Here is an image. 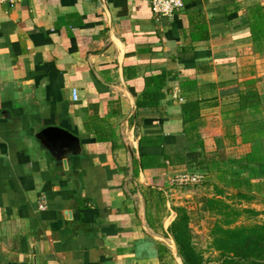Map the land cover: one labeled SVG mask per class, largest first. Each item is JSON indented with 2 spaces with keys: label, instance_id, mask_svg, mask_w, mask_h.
Listing matches in <instances>:
<instances>
[{
  "label": "crops",
  "instance_id": "obj_1",
  "mask_svg": "<svg viewBox=\"0 0 264 264\" xmlns=\"http://www.w3.org/2000/svg\"><path fill=\"white\" fill-rule=\"evenodd\" d=\"M183 2L171 18L149 0L0 5V264H183L173 207L213 193L172 177L215 181L203 154L241 159L264 138L242 129L264 122V41L250 31L264 0ZM159 74L158 110L137 111ZM251 78L261 104L241 108L238 83ZM196 100L199 117L184 123L182 104ZM141 152L160 158L142 168Z\"/></svg>",
  "mask_w": 264,
  "mask_h": 264
},
{
  "label": "trees",
  "instance_id": "obj_2",
  "mask_svg": "<svg viewBox=\"0 0 264 264\" xmlns=\"http://www.w3.org/2000/svg\"><path fill=\"white\" fill-rule=\"evenodd\" d=\"M250 31L254 41H264V11L259 5L254 6L251 12ZM257 79L251 78L238 83L239 106L241 108H254L261 104V96L256 88ZM195 87L194 81H185L182 86ZM164 87V75L159 74L147 78V89L137 101V111H157L163 98L160 89ZM184 123H193L200 115V101H188L182 104ZM246 135L253 137L264 135V122L254 120L242 126ZM229 130L227 129V133ZM142 144V142H140ZM203 148V143L200 142ZM164 157H169L163 155ZM160 156L140 153V165L145 168L154 165ZM150 160V161H149ZM246 162V163H244ZM244 162L241 159H225L218 151L203 154L197 161L200 169L214 173L216 179L239 189L237 196L251 200L256 193L263 197L264 203V153L259 147L253 148ZM247 167L258 183L254 184L249 178L243 176H228L227 166ZM226 167V168H225ZM137 173V171H135ZM243 183L247 185L251 194L241 192ZM190 186V185H187ZM195 186V185H194ZM211 196L202 199L200 209L214 217L215 221L209 231V248L217 253V258L210 260L209 264H264V220L252 224H238L239 218L248 213L257 216L262 211L254 208H238L225 198V188L215 183ZM176 217L169 226V233L177 247L178 255L183 264H207L202 251L194 244L191 228V214L186 206L173 207Z\"/></svg>",
  "mask_w": 264,
  "mask_h": 264
},
{
  "label": "rangeland",
  "instance_id": "obj_3",
  "mask_svg": "<svg viewBox=\"0 0 264 264\" xmlns=\"http://www.w3.org/2000/svg\"><path fill=\"white\" fill-rule=\"evenodd\" d=\"M260 148L263 150L264 153V138L261 139V141L258 143ZM242 161L244 162V157H242ZM226 168V167H225ZM228 168V176L230 177H236V176H243L245 178H249L254 184L258 183L259 179L258 177H254L250 170L247 167L242 166H227ZM216 183L219 184V186H222L225 188V198L229 202H232L236 207L238 208H254L255 210L262 211L264 209V203H263V197L256 193V197L252 198L251 200L241 198L237 196V191L239 189L234 188L232 185H225L222 181L215 179ZM215 181H205L199 185L195 186H181L184 189L189 190H197V197L201 196L203 192H207V194H212L214 192L213 185L215 184ZM241 192H247L246 194H251L249 191V188L247 185L243 183L242 187L240 188ZM190 214H191V228L194 236V244L202 251L204 254L205 261L207 264L210 263V260H213L217 258V253L212 251L209 248V231L212 227L215 219L211 215H209L207 212H203L199 207H194V205H191ZM264 220V214L260 213L257 216H253L248 213H244L238 220V224H252V223H258L262 222Z\"/></svg>",
  "mask_w": 264,
  "mask_h": 264
},
{
  "label": "built area",
  "instance_id": "obj_4",
  "mask_svg": "<svg viewBox=\"0 0 264 264\" xmlns=\"http://www.w3.org/2000/svg\"><path fill=\"white\" fill-rule=\"evenodd\" d=\"M18 0H0V5L14 6ZM151 10L157 18H171L179 12L183 6V0H149ZM206 173L204 172H179L175 174L171 183L184 185H199L206 181Z\"/></svg>",
  "mask_w": 264,
  "mask_h": 264
},
{
  "label": "water",
  "instance_id": "obj_5",
  "mask_svg": "<svg viewBox=\"0 0 264 264\" xmlns=\"http://www.w3.org/2000/svg\"><path fill=\"white\" fill-rule=\"evenodd\" d=\"M50 131H54L56 133V135L60 138L59 140L62 143H71L72 142L71 136L68 133L64 132L63 130L53 128Z\"/></svg>",
  "mask_w": 264,
  "mask_h": 264
}]
</instances>
